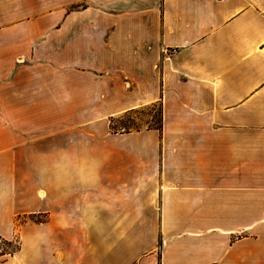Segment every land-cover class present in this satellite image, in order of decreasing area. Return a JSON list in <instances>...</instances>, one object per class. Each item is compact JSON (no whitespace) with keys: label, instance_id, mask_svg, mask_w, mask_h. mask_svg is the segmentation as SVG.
Listing matches in <instances>:
<instances>
[{"label":"crops","instance_id":"obj_1","mask_svg":"<svg viewBox=\"0 0 264 264\" xmlns=\"http://www.w3.org/2000/svg\"><path fill=\"white\" fill-rule=\"evenodd\" d=\"M15 240L0 264H264V0H0Z\"/></svg>","mask_w":264,"mask_h":264},{"label":"rangeland","instance_id":"obj_2","mask_svg":"<svg viewBox=\"0 0 264 264\" xmlns=\"http://www.w3.org/2000/svg\"><path fill=\"white\" fill-rule=\"evenodd\" d=\"M31 4V10L32 13H45L46 16L40 17V16H25V17H19L15 19V22H17L19 19H25L29 20L31 24H36L38 20L45 19L47 17V14H53L54 9L57 6L56 2H30ZM65 5V2L63 3ZM83 4H78V5H72V6H66V8H77L81 7ZM48 18V17H47ZM46 18V19H47ZM158 106L154 105L153 107H148L144 108L143 110L139 112H131L127 113L124 115H121L117 117L114 122L110 125L111 126V131L114 133H123V132H130V131H135V130H142L146 129V127H149L151 124L150 121V115L152 116V122L158 119ZM155 123V122H154ZM153 123V124H154ZM37 198L38 193L35 194ZM31 217V216H30ZM34 221H39L41 218L39 216L32 217ZM21 222V221H20ZM17 226L19 225V222L16 224ZM18 249V242L15 240L14 242H0V251L2 253H10L11 251L17 250Z\"/></svg>","mask_w":264,"mask_h":264},{"label":"trees","instance_id":"obj_3","mask_svg":"<svg viewBox=\"0 0 264 264\" xmlns=\"http://www.w3.org/2000/svg\"><path fill=\"white\" fill-rule=\"evenodd\" d=\"M159 110V109H158ZM160 122V110H159V113H158V123ZM111 125V124H110ZM110 129H111V126H110Z\"/></svg>","mask_w":264,"mask_h":264}]
</instances>
